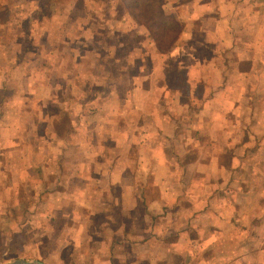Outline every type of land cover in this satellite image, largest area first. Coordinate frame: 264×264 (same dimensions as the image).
I'll use <instances>...</instances> for the list:
<instances>
[{
    "label": "rangeland",
    "instance_id": "rangeland-1",
    "mask_svg": "<svg viewBox=\"0 0 264 264\" xmlns=\"http://www.w3.org/2000/svg\"><path fill=\"white\" fill-rule=\"evenodd\" d=\"M170 4L0 0V264H99L89 236L105 238L108 229L115 252L131 249L133 264H264V50L254 54L258 62L229 58L233 90L184 109L167 95L186 88L174 63L189 52L212 60L206 39H192L199 50L175 39L183 27L162 10ZM252 68L250 77L238 75ZM197 86L201 98L208 85ZM140 132L147 138L138 142ZM166 181L171 196L185 197L176 223L203 226L201 250L190 243L176 251L182 256L161 247L153 256L141 247L150 235L138 231L147 230ZM160 207L154 226L170 215ZM128 227L138 233L120 245Z\"/></svg>",
    "mask_w": 264,
    "mask_h": 264
},
{
    "label": "crops",
    "instance_id": "crops-1",
    "mask_svg": "<svg viewBox=\"0 0 264 264\" xmlns=\"http://www.w3.org/2000/svg\"><path fill=\"white\" fill-rule=\"evenodd\" d=\"M169 1L171 2V4L169 6L163 7L162 10L169 12L170 16L173 17L174 21L178 25L180 24L181 27H183V31H180L175 39H179V43H181L183 39H191L190 42L194 43V44L191 43L194 50L195 48L199 50V48H201V45L200 43H198V47H197L196 46L197 43H195V41L192 39H206L201 43L204 44L205 46H209L206 47L207 48L206 56L209 57V59H211L212 62L209 63L208 58L204 60H200L201 56H199L198 53L196 52H191V53L189 52L186 55L181 54L182 58L180 59H184V61H178L179 65L178 62L177 63L175 62L174 68L176 71H183L184 73H186V78L183 81L186 88H183V86H175L174 88H167L168 90L167 95L169 96L170 92H172L174 102H176L178 106L179 105L183 106L184 109H189L195 103L197 104L199 102L204 103L205 101H208L209 104H213L217 101L219 97H221L222 94L229 93L230 91L233 90V89L230 90V86L226 82V78H225L226 76H228L226 75L227 69L225 68H227V65L230 62L229 58L234 57L238 62L241 63L245 62L244 60H256V62H258V59L254 57V54L256 53V51L264 50V21H262L261 23L259 21L260 13L261 11H264V0H169ZM249 16H251V19L248 20L247 18ZM220 24H221V28L218 30L219 34H217L216 31L213 32L212 27L213 26L220 27ZM249 26H251V29L253 30L251 33L252 34L251 39L247 38L245 35L246 34L245 29L247 30ZM198 27H200L201 30H203L204 32L203 38H199L197 36L196 33L197 31L195 28ZM261 27L263 29L262 31H261ZM259 29L262 32V37L261 35H259ZM215 39L217 40L215 41ZM214 42H216V46H217L216 49H214L213 47ZM249 43H253V45L249 47ZM217 55L218 57L220 56V59L217 57ZM179 56L177 57L178 60H179ZM219 61H221L220 64L222 63L221 66H223V68L218 64H216ZM193 65H195V68ZM251 73L252 74L256 73L254 68H252L250 72L241 71V73H238V75L246 79L247 76L250 77ZM257 74H259V71H257ZM180 82L182 81L180 80ZM177 83H179V81H177ZM199 83L203 84V86H205L206 84L208 85L205 90V95L203 94L201 98L200 97L197 98L198 96L197 91L200 89V87L197 86ZM151 88H152L151 93H153V91L157 89L153 86ZM160 91L163 93L166 90L163 89ZM167 95L163 96V98H167ZM132 104H133L132 106L134 107L136 106L134 103ZM157 106L158 105H156L155 107ZM152 107L153 106L150 105V108ZM140 114H142V111L140 112ZM200 118L203 119L202 117ZM174 123L175 122H172L171 124L174 125ZM145 133L147 134V132ZM145 138H147V135H144L143 133L140 132L137 140L138 142L139 141L141 142L142 140H146ZM135 150L136 151L139 150V156H141L142 154L141 148ZM169 184L170 182L167 181L158 184L162 198L160 200L158 199L156 201H152V203L150 204L148 213L146 214V217L144 219V222L145 223L147 222L148 225L147 230L145 232L143 230L141 231L137 230L138 232L144 233L146 236L150 235V238L142 239L140 245L143 248L144 245L142 244H145V248H147L150 254H152L153 256L162 253L160 251V247L162 248L163 252H171L175 255V257H179L183 255L180 252L178 253L176 252L180 250L181 247L182 249L184 248H187L188 250L193 249L194 246H192V244L190 243H193L195 246H197L199 250H201L204 247L202 245L203 242L198 241L200 244L196 243L197 231L199 232L203 231V228H201L203 227L202 225L194 226L191 223L190 225L188 224V222H182V221H181V225H178L176 223L177 218L174 217L175 216L174 213L175 212L179 214L181 213V209L177 208V206H180L181 202L185 197L183 195H178V197L171 196L170 192H168ZM63 198H68V196L65 195ZM168 199H170L171 201ZM157 207L161 208L160 211H163L165 209V211L167 212L165 216L169 213L170 215L166 217H162V220L157 222L156 225L154 226L153 221L157 219L159 216L158 214H160L158 212L159 209ZM192 217L193 216H191V218ZM171 219H175V221H173V224L167 225V223L169 222L168 220ZM203 224H206V222H204ZM104 226L106 225L104 224ZM212 226L211 224L206 225L209 232L215 230L212 228ZM206 227L204 229H206ZM108 230H109L108 232L111 234L110 235L108 234V236L105 238L102 237L98 240H94L92 236H89V239L93 240L94 243L92 245L93 248L91 251L93 252V255H95L98 252H102V255L100 256L101 258L95 257L96 261L99 264H133L131 261H127V258L130 256V253L127 252L128 251L130 252L131 249L128 250L127 252H123V254L115 252L117 237L112 230L110 229ZM129 230H131V228L129 227L126 228V232L124 234L125 238L123 240L120 239L119 241L120 245H126V244L132 245V243L129 242L131 240L130 236L137 234L138 232L132 233V230L131 231ZM193 234H195V236ZM172 236H175V238H173L174 239L173 241H171L172 238H170ZM152 237L155 239L154 241L155 243L151 242ZM168 237L170 238L169 240ZM167 240L168 242H166ZM184 242L185 244H183V246H186L187 244L188 246L183 247L181 243ZM169 257L173 258L172 254H170ZM187 262H181L180 260L176 262L159 261V264H189ZM134 264H140V263L138 262Z\"/></svg>",
    "mask_w": 264,
    "mask_h": 264
},
{
    "label": "water",
    "instance_id": "water-1",
    "mask_svg": "<svg viewBox=\"0 0 264 264\" xmlns=\"http://www.w3.org/2000/svg\"><path fill=\"white\" fill-rule=\"evenodd\" d=\"M6 264H44V263L40 261L17 260V261L6 263Z\"/></svg>",
    "mask_w": 264,
    "mask_h": 264
},
{
    "label": "trees",
    "instance_id": "trees-1",
    "mask_svg": "<svg viewBox=\"0 0 264 264\" xmlns=\"http://www.w3.org/2000/svg\"><path fill=\"white\" fill-rule=\"evenodd\" d=\"M148 28H149V30L152 32V36H153V38L154 39H159V37L156 35V33H155V31H154V28L153 27H150L149 25H148ZM156 41V40H155ZM156 43H157V45L160 47V43L158 42V41H156Z\"/></svg>",
    "mask_w": 264,
    "mask_h": 264
}]
</instances>
